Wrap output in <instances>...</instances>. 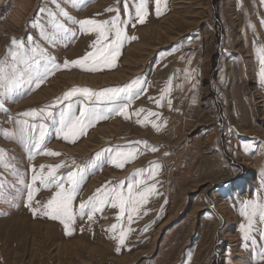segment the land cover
I'll list each match as a JSON object with an SVG mask.
<instances>
[{"label":"rangeland","instance_id":"374dc122","mask_svg":"<svg viewBox=\"0 0 264 264\" xmlns=\"http://www.w3.org/2000/svg\"><path fill=\"white\" fill-rule=\"evenodd\" d=\"M60 2L75 19H109L115 13L106 12L108 7H119L123 17L124 4L132 7V0ZM41 7L53 5L50 0H8L0 21V58L12 36H33L60 64L90 50L94 34L78 33L74 41H59L56 46L41 40L38 30L31 27L34 17L42 18ZM162 10L157 17L150 4L146 23L128 26V35L137 39L125 42L114 68L99 72L78 68L58 71L35 91L25 85L22 98L6 103L10 112L0 111V129H11L9 115L49 104L73 87L101 91L135 80L148 81L147 92L133 102L129 111L143 107L161 113L159 122L167 123L159 132L150 124H136L135 117L124 120L112 114L74 144L57 138L56 121L51 122L46 148L62 154L57 157L36 155L29 159L26 147L3 138L0 148L9 150L25 180L30 178L31 165L39 169L40 165L62 161L71 165L75 160L81 167L87 166L90 171L75 207L108 181L127 183L126 178L134 170L149 167L151 161L161 165L155 181L150 183L158 182L162 195L151 198L146 205L148 214L132 224L135 231L117 252L116 241L105 231L116 222L117 209L106 207L91 226L86 217H78L73 234L68 236L58 221L33 216L25 207L23 185L16 184L12 175L0 169V179L16 184L8 192L9 201H0V264H186L189 254L190 264H261L256 252L264 241L256 231L253 235L257 244L242 246L240 225L245 219L239 209L243 200L264 198V84L259 79L255 53V48L264 44V3L166 0ZM66 26L76 27L68 22ZM185 69L190 70L188 79ZM169 77H173L171 110L167 99L163 107L149 100L159 97ZM79 100L74 97L70 101L74 109ZM95 106L107 113L111 105L102 101ZM58 114L59 108L57 120ZM138 140H146L158 150H145L123 169L107 162L108 153L102 150ZM97 152H102L99 159ZM201 162L203 167L198 171ZM50 195V191L43 190L36 199L43 203ZM145 225H150L147 232L142 231ZM256 227L264 230L258 217Z\"/></svg>","mask_w":264,"mask_h":264},{"label":"snow or ice","instance_id":"6c2138e0","mask_svg":"<svg viewBox=\"0 0 264 264\" xmlns=\"http://www.w3.org/2000/svg\"><path fill=\"white\" fill-rule=\"evenodd\" d=\"M117 2L119 3V0ZM261 2L264 3V0ZM50 4L53 8L41 7L39 11L42 18L34 17L31 22V27L38 30L41 40L48 45L56 46L59 41H74L78 33L94 34L95 39L89 45L90 50L84 55L72 60L65 59L63 64H60L33 36L27 35L26 38L12 36L4 57L0 58V111L6 114L10 112L5 106L6 103L9 100L15 103L17 97L22 98L26 94L23 91L25 85L29 86V91H35L50 76L61 70L78 68L86 72H99L114 68L125 42L137 39L134 35H128V26L135 28L137 24H145L150 15V4L154 5L155 15L161 16L162 6L166 7V0H132V7H129L127 3L124 4L123 17L119 7H108L105 9L106 12L115 13L109 19H97L95 16L75 19L62 6L60 0H50ZM66 22L76 27L70 28L66 26ZM261 25L264 26V18L261 19ZM250 27L255 26L250 25ZM255 53L260 66L259 79L264 84V44L257 46ZM184 73L185 79H188L190 70L185 69ZM172 79L173 77L168 78L158 98L149 97V100H152L157 107H163V102L167 99L168 108L172 109L170 98L173 90ZM148 83V81L135 80L123 87L106 88L101 91L88 87H73L49 104L19 112L15 116L9 115L8 122L13 127L0 129V138L20 143L28 149L29 159H33L36 155L53 157L62 155L60 152L46 148L49 125L53 121L57 124L56 137L72 144L85 136L88 130L99 121L109 119L112 114L123 117L124 120L135 117L136 124L140 126L150 124L155 131L159 132L167 123L166 121L163 124L159 122L161 113L146 110L143 107L129 111L133 102L147 92L145 85ZM74 97H80L76 109L70 102ZM102 101H107L111 105L107 113L95 106ZM58 108L59 118L57 120L56 109ZM145 150L156 152L158 148L150 146L146 140H138L130 142L128 146L109 148L102 152L107 151L109 164L117 169H123L126 164L137 159L139 155H143ZM102 152L95 154L97 159L101 157ZM8 153V149L0 148V169L12 175L16 184L23 185L25 207L31 211L33 216L41 215L58 221L63 225L66 235L73 234L78 217L80 219L86 217L91 226L96 222L97 214L102 215L106 207L117 209L116 222L105 229L110 233V239L116 241L117 252H120L121 247L126 246L129 235L135 231L131 227L132 224L148 214L146 205L149 204L151 198L162 195L158 192V182L150 183V181H155L161 165L156 161H151L149 167L134 170L126 178L127 183L125 180L115 184L108 181L95 189L87 199L81 200L78 207H75L74 202L90 171L87 166L81 167L76 164L75 160H72L71 165L62 161L55 165H40L39 169L31 165L30 178L25 180L13 163L15 158L9 156ZM64 168L69 170L61 173L60 170ZM16 184L0 179V201H9L8 192L11 188H15ZM43 190L50 191L51 195L46 202L41 203L36 196ZM160 211L163 212V206ZM239 211L245 219V223L240 225L242 246L248 248L249 244L252 246L257 244L253 235L256 231H259L260 240L264 241V230L256 227L257 217L259 223L264 224V198L258 196L256 199L243 200ZM149 227L150 225H145L142 231L147 232ZM83 230L81 228V231ZM256 256L258 261L264 264V244L260 245ZM190 261L191 254L187 257L186 264H190Z\"/></svg>","mask_w":264,"mask_h":264},{"label":"built area","instance_id":"2783aa9c","mask_svg":"<svg viewBox=\"0 0 264 264\" xmlns=\"http://www.w3.org/2000/svg\"><path fill=\"white\" fill-rule=\"evenodd\" d=\"M8 6V0H0V21L4 17V14L6 12ZM163 169H165V165L162 164Z\"/></svg>","mask_w":264,"mask_h":264},{"label":"bare ground","instance_id":"6f19581e","mask_svg":"<svg viewBox=\"0 0 264 264\" xmlns=\"http://www.w3.org/2000/svg\"><path fill=\"white\" fill-rule=\"evenodd\" d=\"M172 18V17H171ZM171 18H169V19H171ZM202 162L200 163V165H199V167H198V171H201L202 170Z\"/></svg>","mask_w":264,"mask_h":264}]
</instances>
